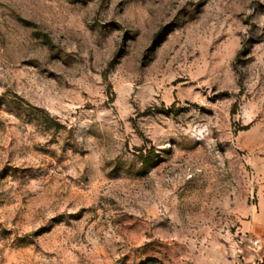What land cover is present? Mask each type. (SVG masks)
Listing matches in <instances>:
<instances>
[{
  "label": "rangeland",
  "instance_id": "obj_1",
  "mask_svg": "<svg viewBox=\"0 0 264 264\" xmlns=\"http://www.w3.org/2000/svg\"><path fill=\"white\" fill-rule=\"evenodd\" d=\"M0 264H264V0H0Z\"/></svg>",
  "mask_w": 264,
  "mask_h": 264
}]
</instances>
